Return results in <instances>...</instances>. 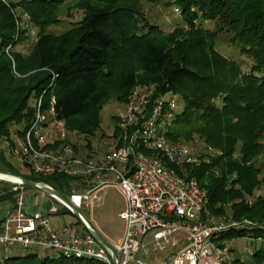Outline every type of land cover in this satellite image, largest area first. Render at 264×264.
<instances>
[{"label": "trees", "instance_id": "16d2710c", "mask_svg": "<svg viewBox=\"0 0 264 264\" xmlns=\"http://www.w3.org/2000/svg\"><path fill=\"white\" fill-rule=\"evenodd\" d=\"M79 9L81 17L55 33L59 8ZM142 1L168 6L175 3L182 25L165 32L151 24ZM19 0L0 1V140L9 127L26 128L33 118V104L42 95V110L51 99L58 119L67 129L93 136L100 124V110L110 99L125 103L137 84H154L157 92L180 96L181 110L169 138L189 140L197 134L221 151L209 164L184 167L206 191L201 215L264 221V0ZM21 8L36 32L18 26ZM199 21H214L213 30ZM20 24V23H19ZM251 59L248 71L223 56L216 46L220 33ZM31 39L26 52L17 44ZM33 98V104L29 100ZM118 134L115 131L114 136ZM85 148L91 151L86 140ZM176 171L182 170L174 165ZM0 169L34 182H44L61 195L74 183L63 173L37 176L21 173L0 145ZM13 186V185H12ZM25 188L27 186H24ZM258 195L252 200L253 191ZM0 192V201L14 195ZM248 236L264 240L255 228L228 230L220 239ZM232 252V250H231ZM5 264H104L94 259L39 256L37 251L12 255ZM222 264H264V246L251 252L249 261L233 257Z\"/></svg>", "mask_w": 264, "mask_h": 264}, {"label": "built area", "instance_id": "2783aa9c", "mask_svg": "<svg viewBox=\"0 0 264 264\" xmlns=\"http://www.w3.org/2000/svg\"><path fill=\"white\" fill-rule=\"evenodd\" d=\"M174 10L178 12L179 8ZM178 98L173 92H157L154 84L137 83L117 116L118 134L103 140L111 147L101 154L84 150L86 138L67 129L56 117L53 98L47 111L42 110V95L36 98L28 126H10L9 136L2 138L0 145L10 162L19 160L28 174L45 177L63 173L74 178L69 191L62 195L69 205L42 193L71 212L75 208L83 222L78 220L79 226L75 222L53 225L49 216L58 214L56 206H51L48 213L39 209L29 212L31 201L24 185L0 178L11 183L17 193L12 207L0 219V264L27 251L114 264L111 251L88 232V227H94L82 214L101 204V192L107 187L116 188L124 200L118 213L123 222L121 237L108 241L115 264H143L134 256L140 249L148 251L142 242L148 233L154 251L175 245L177 233L185 240L182 247L155 264H222L230 259L231 246L219 238L223 232L263 227L250 221L201 219L206 191L196 177L187 176L184 167L209 164L221 151L205 143L190 146L169 138L179 112ZM167 164L182 170V174Z\"/></svg>", "mask_w": 264, "mask_h": 264}, {"label": "rangeland", "instance_id": "374dc122", "mask_svg": "<svg viewBox=\"0 0 264 264\" xmlns=\"http://www.w3.org/2000/svg\"><path fill=\"white\" fill-rule=\"evenodd\" d=\"M4 4H10L12 2H17L19 0H0ZM68 2V1H67ZM174 0H171V3ZM143 10L148 18L149 23L157 24L163 31L168 32L172 30L173 27L177 25H182L183 21L180 17V10L176 12L174 8L177 6L175 3H172L168 6L164 5L162 2H158L155 4H151L145 1H142ZM59 18L60 22L58 24H54L49 26V30L59 33L66 28H68L72 23L77 21L81 15V10H77L75 8L69 7V2L66 4H62L59 8ZM15 16H19L20 22H18V26L27 28L28 32H30V36L33 37L36 28L31 25L29 21V15L24 12L21 8L15 7L12 10ZM201 22V26L207 28L209 30H213L215 28L216 23L214 21H199ZM20 23V24H19ZM230 34L228 33H220L218 39L216 41L217 50L225 57L236 61L242 71H248L249 66L251 64V59L246 55L241 54L239 45L229 41ZM31 47V39L27 41H23L15 46L16 51L26 52ZM178 100H180V96H178ZM33 98L29 100L30 104H33ZM182 108V103L180 100V104L178 106V111ZM123 103L115 101L114 99H110L107 103H105L100 110V124L99 128L95 132L93 136L87 137V141L91 145V149L96 154H101L107 151L111 145H107L103 142V140L111 138L114 136L116 131V120L117 116L123 111ZM176 122L174 121L170 127V129L174 128ZM20 127V125L18 126ZM85 141V140H84ZM186 145H201L205 143V141L200 138L197 134H193L189 140L184 139L183 136H179L178 140ZM207 144V143H205ZM209 145V144H208ZM211 146V145H210ZM212 148L218 150L217 148L211 146ZM86 150L85 146L83 147ZM259 162H264V153L262 157L259 158ZM14 166L21 172L27 173L25 169L22 167L19 160L13 162ZM12 184L0 180V192H5L10 190ZM12 190V189H11ZM25 193L29 197L31 201V205H28L27 210L29 212L35 211L37 209L42 212L48 213V210L51 206H56L59 209L57 215H50L49 219L51 223L55 226H62L64 224L69 223H77L79 226L77 216L71 212L68 208L60 204L55 200L49 199L42 192L26 187ZM103 199L100 205L94 207L90 212L84 210L82 211L83 216L91 223V225L97 228L101 234L106 238V240L110 241L111 238H117L123 229V222L119 218L118 213L122 209L124 205V200L118 190L114 187H107L102 192ZM258 195V191L254 190L251 197L248 200H252V198ZM17 193H14L11 198L0 201V219L5 215V212L10 209L15 202ZM41 197L40 203L38 202ZM36 201V202H35ZM226 219L227 221H236V222H245L250 221L252 224L261 225L263 228L260 230L264 231V221L258 222L253 221L247 218L241 219H233L227 216H219V217H211L210 220H219ZM228 241V244L231 246L233 257H238L240 260L248 262L251 252L259 246H264L263 239H254L248 236L243 237H232L231 239H224ZM142 242L145 244L148 251L145 253L142 249H140L136 255V259H139L143 262V264H155L161 262L167 255V251H165L169 245L164 250H152L154 242L149 237L143 238ZM185 241H183V245ZM20 253V252H19ZM39 256L44 253L38 252ZM51 258H56L55 255H52ZM135 259V260H136ZM134 260V261H135Z\"/></svg>", "mask_w": 264, "mask_h": 264}, {"label": "water", "instance_id": "95a60500", "mask_svg": "<svg viewBox=\"0 0 264 264\" xmlns=\"http://www.w3.org/2000/svg\"><path fill=\"white\" fill-rule=\"evenodd\" d=\"M0 174L6 175V176H10V177L16 179L13 182H19V183H21L24 186L36 189V190H38L40 192H43V193H45L47 195L55 196V197L61 199L67 205H69L67 200L56 189H54L53 187H51L49 185H38L36 182H34L32 180H29V179L24 178L22 176H18V175L12 174L10 172H7V171L1 170V169H0ZM71 209H72V212L77 216L78 220L80 222H83L82 218L80 216V213L75 208H71ZM87 230H88V232L90 234H92L95 237V239L97 241H99L101 244L106 246L111 251V253H112V256H111L112 262L115 264L116 263V256H115V253H114L113 249L111 248L110 244L108 243V241L95 228L88 227Z\"/></svg>", "mask_w": 264, "mask_h": 264}, {"label": "crops", "instance_id": "0c3cea01", "mask_svg": "<svg viewBox=\"0 0 264 264\" xmlns=\"http://www.w3.org/2000/svg\"><path fill=\"white\" fill-rule=\"evenodd\" d=\"M31 205V204H30ZM124 206V205H123ZM123 208V207H122ZM122 210V209H121ZM95 228V227H94ZM100 234H101V232L97 229V228H95ZM123 230V229H122ZM121 234H122V232H121ZM121 234L117 237V238H111V239H109L110 241H116V240H118L120 237H121ZM102 235V234H101ZM103 236V235H102ZM104 237V236H103ZM145 237H149V238H151V240H152V237H151V234H146L145 236H144V238ZM105 238V237H104ZM174 238L176 239V244L175 245H169V247L165 250V251H167V255H166V257H168L169 255H171L174 251H176L177 249H179L180 247H182L183 246V241H185L184 240V238H183V234H181V233H177V234H175L174 235ZM106 239V238H105ZM108 241V240H107ZM139 251V250H138ZM138 251L135 253V256H134V258L136 257V255H137V253H138ZM165 257V258H166ZM164 258V259H165ZM136 259V258H135ZM163 259V260H164ZM136 260H138V259H136Z\"/></svg>", "mask_w": 264, "mask_h": 264}, {"label": "bare ground", "instance_id": "6f19581e", "mask_svg": "<svg viewBox=\"0 0 264 264\" xmlns=\"http://www.w3.org/2000/svg\"><path fill=\"white\" fill-rule=\"evenodd\" d=\"M0 178H4V179L9 180V181H11V182H13V181L16 180V179H14V178H12V177H10V176H6V175H2V174H0Z\"/></svg>", "mask_w": 264, "mask_h": 264}]
</instances>
